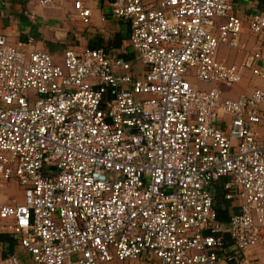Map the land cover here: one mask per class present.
Masks as SVG:
<instances>
[{"label": "built area", "instance_id": "1", "mask_svg": "<svg viewBox=\"0 0 264 264\" xmlns=\"http://www.w3.org/2000/svg\"><path fill=\"white\" fill-rule=\"evenodd\" d=\"M110 15L130 23L140 75L124 49L58 63L0 33V230L29 255L0 246V264L239 261L264 245V88L231 98L190 79H264V41L241 63L219 57L244 48L234 0H114ZM247 23L264 38V11ZM12 181L22 198L4 195ZM218 183L239 201L226 224Z\"/></svg>", "mask_w": 264, "mask_h": 264}, {"label": "crops", "instance_id": "2", "mask_svg": "<svg viewBox=\"0 0 264 264\" xmlns=\"http://www.w3.org/2000/svg\"><path fill=\"white\" fill-rule=\"evenodd\" d=\"M77 1H81L84 7L91 9L89 22H85L79 15L75 6ZM113 1L51 0V3L43 4L40 3V0H0V33L6 35L8 41L13 44H17L19 41L29 42L30 44L25 47L28 50L48 51L56 62L62 63L67 49L81 50L84 47H90L91 41H97L100 37L107 42L115 39L119 33L126 34L128 32L129 36L123 40L119 47H108L105 43L101 48L111 51H113L112 48L124 49L126 52H123V55L128 59H134L136 74L140 75L143 67L130 46V23L110 15ZM234 1L237 14L244 20V29L241 33V42L244 48L236 49L221 45L218 55L231 63L238 64L243 61L246 51L256 50L264 41L263 37L256 36L249 30L247 23L250 13L264 11V0ZM30 39L31 41H29ZM207 86L206 89L217 86L222 89L226 97L237 98L241 93L250 92L254 88H264V79L257 78L248 71L243 80L233 87H224L222 84L215 83ZM262 115L263 122L258 130L264 136V106ZM238 202L233 201L236 208L233 213L239 212ZM227 243L232 250L235 249L232 241L227 239ZM0 246L16 252L25 261L29 259V255L11 233L0 230ZM228 264H264V245L255 246L241 253L239 261H231Z\"/></svg>", "mask_w": 264, "mask_h": 264}, {"label": "trees", "instance_id": "3", "mask_svg": "<svg viewBox=\"0 0 264 264\" xmlns=\"http://www.w3.org/2000/svg\"><path fill=\"white\" fill-rule=\"evenodd\" d=\"M130 32V30H129ZM129 36V33L126 34L119 33L117 34L116 38L110 41L105 42L103 38H99L97 41H91L90 47L92 48H99L103 47L106 43V46H114L119 47L123 40ZM215 191V198H216V211L219 221L222 223H228L231 219V216L233 214V210L236 209L233 205V200L226 199L225 197V191L223 190L222 184H217L214 188ZM3 238H5L4 235H2ZM11 251V250H10Z\"/></svg>", "mask_w": 264, "mask_h": 264}, {"label": "rangeland", "instance_id": "4", "mask_svg": "<svg viewBox=\"0 0 264 264\" xmlns=\"http://www.w3.org/2000/svg\"><path fill=\"white\" fill-rule=\"evenodd\" d=\"M223 52V51H222ZM193 83L198 84L199 86H201L202 88H207L209 84L206 85H202L204 83H200L196 78H191L190 79ZM225 87V86H224ZM3 191H4V195L7 197H16V198H22V192H21V187L18 184V182L16 181H12L9 184H5L3 185ZM147 253L143 255V259L144 260H135V261H113L107 264H154L153 262L149 263V259H148Z\"/></svg>", "mask_w": 264, "mask_h": 264}]
</instances>
